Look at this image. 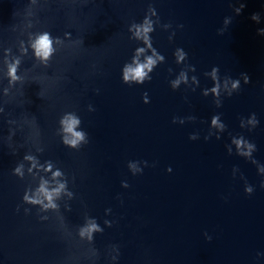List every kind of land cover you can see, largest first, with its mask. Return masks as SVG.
<instances>
[{
    "label": "water",
    "instance_id": "water-1",
    "mask_svg": "<svg viewBox=\"0 0 264 264\" xmlns=\"http://www.w3.org/2000/svg\"><path fill=\"white\" fill-rule=\"evenodd\" d=\"M146 16L165 60L151 80L125 84L123 67L144 47L132 25ZM261 28L264 0H0V264H264ZM45 32L46 63L32 47ZM69 114L87 134L79 150L61 140ZM29 152L68 179L74 197L62 192L57 210L23 203L39 179L27 161L24 179L12 170ZM40 174L49 187L65 178ZM93 218L104 230L89 241L79 231Z\"/></svg>",
    "mask_w": 264,
    "mask_h": 264
},
{
    "label": "clouds",
    "instance_id": "clouds-1",
    "mask_svg": "<svg viewBox=\"0 0 264 264\" xmlns=\"http://www.w3.org/2000/svg\"><path fill=\"white\" fill-rule=\"evenodd\" d=\"M245 7L244 4H241L239 8L236 9L237 15H239L242 11V9ZM154 14L155 9L152 8ZM251 19L253 21L259 22L260 16L258 13H253L251 16ZM231 22V18H225L224 23L229 24ZM167 27V25H166ZM178 27H183V25H179ZM132 28H135V32L133 33L134 37L138 40H142L144 47H138L135 50V55L133 56L132 60L133 63L131 65L126 64L123 69V82L125 84H143L146 80H151V76H149V72L153 70V68L157 65V61L163 62L165 60V57L158 53L153 47L151 43V36L149 35L154 31L153 23L152 21L146 16L144 19L143 24L139 25H132ZM132 28L129 29V31H132ZM221 30V34H222ZM175 35V33L173 34ZM258 35L264 36V28L258 29ZM171 40L172 37H169ZM53 40L50 38V35L45 32L41 35H39L36 40L33 42L32 47L34 49L35 56L40 59L42 62L46 63L47 60L51 57V55L54 52L53 48ZM150 49L152 51V55L146 56L145 62L139 61L140 54L144 53L145 50ZM177 57V61H182L187 57V53L183 50L178 48L175 53ZM155 57V58H154ZM19 64V61L14 62L13 64L9 65V76L11 78V81H15L18 79V77L15 75L16 68ZM134 65V66H133ZM193 66V70H194ZM218 70L217 67H213V73H215ZM171 71V69H169ZM244 76V82L245 84L249 83V76L247 74H242ZM181 77H184V74L181 73ZM180 83V80L177 79L175 81L171 82L172 89L175 90L178 88ZM240 86L239 80H235L233 82V88L238 89ZM213 91H216L214 88ZM143 101L145 103H149V98L147 93L143 96ZM218 117L214 116L212 118L213 125L217 124ZM252 124L258 123L255 114H252V119L249 121ZM8 123H12L11 121H8ZM81 121L79 118H77L75 115H66L60 120V124L62 126L63 132L65 135L62 136L61 140L64 146L70 148L79 150L80 147L83 144H87L88 140L86 139L87 134L84 131H76L75 129L80 125ZM173 123H175V117L173 118ZM223 127V126H221ZM15 134V131L10 129L9 138L12 137V135ZM189 139H195V137H189ZM250 148H254L255 145H249ZM38 152H43V148H38ZM250 154V153H249ZM25 161L28 162L29 166L27 168L28 173L33 178H38L39 183L36 188H30L28 187L23 195V203L33 206H39L40 210L43 212H47L48 210H57L58 204L55 202L57 199H59L60 194L63 192L65 193L70 199L74 197V193L68 189V179L65 175V173L58 167H55V170H53L54 164L52 161L48 160L45 161L43 164L40 163L37 156H34L32 154L26 153L23 156V159L15 166V168L12 170V174L17 176L20 179L25 178ZM147 166V162H144ZM129 167L133 168V175H136L137 172L141 173L142 169H135L134 165H129ZM36 170L35 172L33 170ZM168 171H171V168L168 169ZM43 173H49L51 172L52 179L56 180L59 177H65L62 181H57L56 187H49V181L47 179H44V177L40 174ZM264 187V183L261 185ZM122 187H129L127 182H122ZM245 192L248 194H251L253 192L252 188L247 187L245 189ZM20 206H17V211H19ZM68 210H70L68 208ZM106 213L110 212L111 209H106ZM25 214H28L30 212L29 208L24 209ZM49 217L46 215L40 216L41 220H47ZM105 226L111 227L112 222L109 220L104 221ZM103 228L100 227V225L97 223L96 219L93 218L90 220V222L87 223L86 226L82 227L79 231V235L81 238H87L89 241H92L94 238L95 233H102ZM206 238L211 240L210 236H207L205 234Z\"/></svg>",
    "mask_w": 264,
    "mask_h": 264
}]
</instances>
